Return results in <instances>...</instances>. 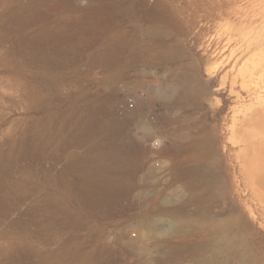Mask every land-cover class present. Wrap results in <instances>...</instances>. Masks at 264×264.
Segmentation results:
<instances>
[{"label":"rangeland","instance_id":"rangeland-1","mask_svg":"<svg viewBox=\"0 0 264 264\" xmlns=\"http://www.w3.org/2000/svg\"><path fill=\"white\" fill-rule=\"evenodd\" d=\"M263 37L264 0H0V264H264Z\"/></svg>","mask_w":264,"mask_h":264},{"label":"bare ground","instance_id":"bare-ground-1","mask_svg":"<svg viewBox=\"0 0 264 264\" xmlns=\"http://www.w3.org/2000/svg\"><path fill=\"white\" fill-rule=\"evenodd\" d=\"M261 43H264V37ZM262 68L264 69V65ZM138 105V101L133 105V108L126 103L124 104L123 111L135 110ZM259 116L261 118L251 124L248 143L253 149L252 165L254 171L252 173V179L254 184V202L252 206V215L254 219L260 220L261 224L264 226V107L259 110ZM141 236L143 235L141 234ZM121 238L131 243V239L127 236L122 235ZM138 244L139 243L135 245Z\"/></svg>","mask_w":264,"mask_h":264}]
</instances>
